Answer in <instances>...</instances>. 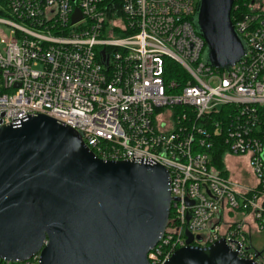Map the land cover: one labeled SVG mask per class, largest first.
<instances>
[{"label":"built area","instance_id":"obj_1","mask_svg":"<svg viewBox=\"0 0 264 264\" xmlns=\"http://www.w3.org/2000/svg\"><path fill=\"white\" fill-rule=\"evenodd\" d=\"M198 2L0 0V126L41 113L78 131L98 158L163 165L172 201L149 264L186 246L187 231L193 245L223 238L264 264L250 243L252 228L264 232V0H234L247 52L229 68L202 60ZM226 156L246 157L253 182L232 177Z\"/></svg>","mask_w":264,"mask_h":264},{"label":"water","instance_id":"obj_2","mask_svg":"<svg viewBox=\"0 0 264 264\" xmlns=\"http://www.w3.org/2000/svg\"><path fill=\"white\" fill-rule=\"evenodd\" d=\"M233 3L198 2L193 21L207 44L205 63L214 67L229 68L247 52L231 19ZM80 18L76 9L73 22ZM171 201L169 172L159 163L98 158L78 131L41 113L0 126L2 259L40 252L41 264H149ZM186 236L165 264H256L223 238L200 246Z\"/></svg>","mask_w":264,"mask_h":264},{"label":"rangeland","instance_id":"obj_3","mask_svg":"<svg viewBox=\"0 0 264 264\" xmlns=\"http://www.w3.org/2000/svg\"><path fill=\"white\" fill-rule=\"evenodd\" d=\"M6 34L4 26L0 25V38ZM208 50L205 48L202 60H207ZM226 164L230 169L231 176L244 182H253V176L249 171L247 158H239L235 156H226ZM251 245L259 252L264 253V232H256L251 235Z\"/></svg>","mask_w":264,"mask_h":264},{"label":"trees","instance_id":"obj_4","mask_svg":"<svg viewBox=\"0 0 264 264\" xmlns=\"http://www.w3.org/2000/svg\"><path fill=\"white\" fill-rule=\"evenodd\" d=\"M223 154H224V146L218 144L213 150V156H214L215 163H217V165L220 168H223L224 166Z\"/></svg>","mask_w":264,"mask_h":264},{"label":"crops","instance_id":"obj_5","mask_svg":"<svg viewBox=\"0 0 264 264\" xmlns=\"http://www.w3.org/2000/svg\"><path fill=\"white\" fill-rule=\"evenodd\" d=\"M252 232H253V234H254V233H256L257 231H256L254 228H252Z\"/></svg>","mask_w":264,"mask_h":264}]
</instances>
